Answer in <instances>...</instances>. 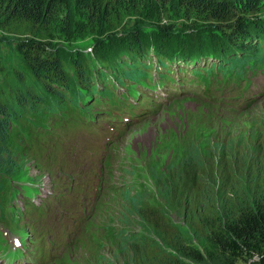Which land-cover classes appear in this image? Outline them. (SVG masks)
<instances>
[{
  "label": "trees",
  "instance_id": "1",
  "mask_svg": "<svg viewBox=\"0 0 264 264\" xmlns=\"http://www.w3.org/2000/svg\"><path fill=\"white\" fill-rule=\"evenodd\" d=\"M263 4L264 0H0V201H7L9 181L20 173L14 155L20 146L9 137L12 118L27 114L40 120L45 109L52 114L64 107L69 122L76 121L74 113L95 119L97 112L92 110L100 109L101 103L111 109L117 105L115 94L109 95L110 73L117 77L121 69L128 67L137 72L142 60L151 63V53L160 57L179 52V61L188 64L216 58L220 62L216 71H195L198 82L206 84L221 75L236 78L249 89L252 83L248 71L259 68L264 72V26L256 15ZM168 7H178L186 22L228 32L231 46L236 49L216 50L213 41H205L184 43L179 50L170 42L173 38L169 35L177 31L170 25L159 27L160 40L156 43L153 39L151 46L142 38L143 28L137 20L121 30L122 46H117L119 39L117 57L112 60L99 55L92 60L64 61L43 42L60 16L71 20L74 15H84L91 29H102L113 23L120 26L119 15L126 9L147 8L162 15V9ZM254 52L258 53L256 59ZM256 62H260L259 67ZM72 81L76 86L71 85ZM45 94L55 100H46ZM210 97L202 95V101L218 106L206 101H212ZM196 98L200 100L191 99ZM49 103L57 110L48 109ZM252 106L228 114L238 117ZM240 129L228 131L233 139L226 142L212 138L210 143L201 144L191 138L176 164L169 163L162 171L150 170L156 195L144 182L138 162L133 161L132 173L127 172L131 177L119 184L116 198L100 211L99 226L105 234L108 264L201 263L225 254H241L264 232V130L257 125ZM186 131L196 136L198 127L193 125ZM22 151L30 157L25 148ZM110 171L108 168L107 177L99 179L92 218L110 185ZM15 220V229L19 227L16 230L26 239L29 264H71L66 259L69 251L92 233L88 223L81 231L55 227L48 232L50 256L34 258L35 236ZM17 256L26 254L19 252ZM256 264H264V252Z\"/></svg>",
  "mask_w": 264,
  "mask_h": 264
},
{
  "label": "rangeland",
  "instance_id": "2",
  "mask_svg": "<svg viewBox=\"0 0 264 264\" xmlns=\"http://www.w3.org/2000/svg\"><path fill=\"white\" fill-rule=\"evenodd\" d=\"M162 11V15H158V12L148 11L147 8L138 11L126 9L119 15V18L122 17V19L117 20L120 26L117 27V24L113 23L102 29H91L84 15H74L71 20H65L66 18L60 16L59 22L52 28L50 37L43 42L48 43L51 50L64 61H76L84 58L92 60L99 55L108 56L107 59L112 60L117 57L116 47L122 46L123 40L120 38L123 33L121 30L127 24L133 25L134 21L137 20L139 27L143 28L142 38H146L145 43H149L151 46L154 44L153 39L156 43L160 40L159 27L170 25L174 30H177L169 35L173 38L170 42L176 44L179 50L182 49L184 43L194 45L202 44L205 41H213L216 46L212 47L216 50L221 48L236 49L231 46L228 32L207 29L205 25L202 26L198 22H186L185 15L178 10V7H168ZM256 15L261 25L264 26V4ZM112 39L114 40L111 42ZM119 39L120 43L116 46ZM247 42L252 44L253 40L248 39ZM257 54V52L253 54L255 59ZM103 70L102 68L101 71ZM253 79L259 83H264V74L258 73ZM69 83L71 84V82ZM71 85L76 86L73 85V81ZM44 98L49 101L55 100V97L47 94L44 95ZM174 102L153 118L142 122H127L126 124L129 125L128 133L126 132L122 136H118L111 129V125L106 126L110 129L105 137H102L99 132L86 129L74 128L70 132L72 136L80 138L101 153L105 144H115L113 145V153L109 158L113 168L108 176L110 185L104 191L97 215L88 222V226L92 230L91 235L85 238L79 246L69 251L66 256L71 264H108L110 258L106 248L105 234L102 227L99 226L102 223L100 211L102 212L106 205L110 206L112 200L116 198L119 184L128 181V177H131V175H127V172L131 171L132 173L133 161L138 162L144 182L156 195V185L150 178L149 171H162L169 163L172 166L176 164L183 157L185 144L191 138L201 141V144L210 143L212 138H219L222 142H226L233 139L232 135L228 133L232 129L241 128L240 130H244L245 128L247 130L248 127L257 125L264 130L263 94L251 109L244 111L238 117H230V114H226L224 109L198 99L184 98ZM43 124L49 125L48 121ZM193 125L198 127L196 136H193L192 132L186 131ZM193 146L195 148L194 144ZM23 149V145H20V148L16 152L14 151L15 158L19 162L20 173L9 182L15 187L31 183L38 184V188L39 185H50L51 177L49 175L40 173V177H35L39 170L32 158L23 154ZM125 175L126 177H124ZM90 182L93 183L92 178H90ZM36 191L37 189L34 192ZM63 222L67 224L68 220L64 219ZM0 229L10 235L9 230L5 227L2 226ZM12 229L14 230V228ZM11 238H14L13 235H10ZM262 252H264V232L258 235L249 247L244 248L241 254H225L214 259H206L201 263L191 262V264H256Z\"/></svg>",
  "mask_w": 264,
  "mask_h": 264
},
{
  "label": "bare ground",
  "instance_id": "3",
  "mask_svg": "<svg viewBox=\"0 0 264 264\" xmlns=\"http://www.w3.org/2000/svg\"><path fill=\"white\" fill-rule=\"evenodd\" d=\"M201 61H202V60H201ZM214 73H215V72H214ZM197 77H198V76H197ZM208 79H209V78H208ZM210 79H211V77H210ZM239 82H240V81H239ZM241 82H242V81H241ZM242 84H243V83H242ZM248 85H250V84H248ZM242 87H244V86H242ZM263 93H264V92H263ZM210 98H212V97H210ZM196 99H197V98H196ZM185 100H186V99H185ZM209 100H210V99H209ZM177 101H178V100H177ZM177 101H176V102H177ZM116 102H117V101H116ZM174 103H175V102H174ZM172 104H173V103H172ZM220 109H221V108H220ZM220 109H219V110H220ZM231 113H232V112H231ZM238 113H239V112H238ZM226 114H228V113H226ZM79 115H80V114H79ZM80 116H81V115H80ZM131 125H132V124H131ZM128 126H129V125H128ZM127 133H128V132H127ZM38 176H40V175H38ZM38 176H35V177H38ZM33 180H34V178H33ZM36 181H37V180H36ZM38 182H39V181H38ZM50 182H51V181H50ZM39 186H40V185H39ZM34 191H35V190H34ZM34 193H35V192H34ZM15 221H16V220H15ZM18 221H19V220H18ZM13 222H14V221H13ZM16 223H17V222H16ZM16 226H17V225H16ZM16 226H15V227H16ZM20 228H21V227H20ZM22 228H23V227H22ZM24 228H25V227H24ZM16 229L18 230L19 227L16 228ZM9 238H10V237H9ZM29 238H30V237H29ZM29 240H31V239H29ZM29 240H28V241H29ZM25 241H26V239H25ZM25 241H24V242H25ZM58 241H59V240H58ZM31 242H33V241H31ZM26 243H27V242H26ZM56 243H57V242H56ZM53 244H54V243H53ZM30 245H31V244H30ZM56 245H57V244H56ZM58 245H59V244H58ZM30 249H32V248H30ZM50 251H52V250H50ZM31 252H32V251H31ZM34 261H35V260H34Z\"/></svg>",
  "mask_w": 264,
  "mask_h": 264
}]
</instances>
